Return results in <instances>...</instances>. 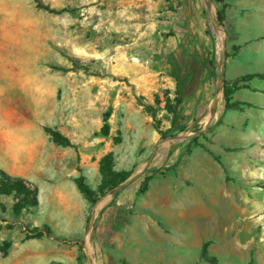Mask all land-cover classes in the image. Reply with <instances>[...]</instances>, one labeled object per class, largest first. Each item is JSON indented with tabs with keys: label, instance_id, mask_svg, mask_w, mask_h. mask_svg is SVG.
I'll return each instance as SVG.
<instances>
[{
	"label": "rangeland",
	"instance_id": "obj_1",
	"mask_svg": "<svg viewBox=\"0 0 264 264\" xmlns=\"http://www.w3.org/2000/svg\"><path fill=\"white\" fill-rule=\"evenodd\" d=\"M39 1L75 11L50 14L37 7ZM186 1L0 0V168L33 182L40 202L36 211L16 218L13 199L0 197V242L12 244L7 254L0 253V264H134L128 231L135 228L133 201L146 192L139 194L145 179L174 176L177 169L168 164L175 152L179 161L198 149L219 159L211 149L225 138L217 113L233 112L224 107V86L238 80L225 78L226 33L213 1L208 4L212 57L222 80L189 82L180 126L166 139L159 132L171 128L166 106L174 104L176 81L168 56L174 44L189 40ZM172 2L175 15L168 13ZM244 86L238 83L234 94ZM234 94L232 102L239 105L231 110L250 108ZM106 113L108 136L101 132ZM45 127L61 132L77 149L55 143ZM246 148L254 176L240 178L236 166L231 173L241 188L247 183V201L255 208L248 221L239 218L247 230L234 244L238 256L223 257L219 264H264V138ZM108 156L112 171L128 178L94 204L75 179L83 176L103 195L101 166ZM45 225L56 238L27 237V229ZM201 255L200 261L208 255L207 262L218 263L206 249Z\"/></svg>",
	"mask_w": 264,
	"mask_h": 264
},
{
	"label": "crops",
	"instance_id": "obj_2",
	"mask_svg": "<svg viewBox=\"0 0 264 264\" xmlns=\"http://www.w3.org/2000/svg\"><path fill=\"white\" fill-rule=\"evenodd\" d=\"M209 3L186 1L183 11L189 40L174 44L168 56L177 62L190 82L222 80V68L218 73L212 57ZM213 4L224 16L226 80L234 82L247 75L264 73V0H226L225 7ZM175 7L172 2L168 13L175 15ZM244 84L234 99L250 104V108L239 113L229 109L233 111L230 116L221 110L217 113V119L224 120L218 129L225 133V138L211 149L219 159L198 149L188 160L179 161L175 152L168 167L176 168V174L152 178L146 192L136 195L135 228L128 231L127 248L134 264H211L205 259L208 255L200 261L204 249L218 260L217 264L223 257L233 260L238 256L234 244L239 242L240 231L247 230L240 227L239 218L248 221L255 204L247 201L250 193L247 183L241 188L231 171L236 166L240 178L253 177L255 169L246 146L252 140L264 138V79L256 77ZM253 95H258L260 102ZM250 124L254 130L248 129L246 133ZM228 133L233 134L232 140L226 138ZM231 143L233 150H229ZM238 198L243 202L239 203ZM205 244H209L207 248ZM119 246H123L122 242Z\"/></svg>",
	"mask_w": 264,
	"mask_h": 264
},
{
	"label": "trees",
	"instance_id": "obj_3",
	"mask_svg": "<svg viewBox=\"0 0 264 264\" xmlns=\"http://www.w3.org/2000/svg\"><path fill=\"white\" fill-rule=\"evenodd\" d=\"M215 3L222 4L225 7L226 0H212ZM39 9H42L50 14L61 15L64 13L72 14L75 10L70 8L57 9L51 7L50 5L44 4L42 1H39L37 4ZM218 19L220 22H223V13L219 12ZM222 25V23H220ZM173 60V59H172ZM172 71L174 72V79L176 81V97L174 98L173 106L170 107L171 102L167 103V110L172 115L171 128L166 132H159L162 135L163 139H166L168 134L172 129L178 128L183 120L181 106L184 102L183 93L189 85V80L184 78L182 75L183 70L178 66L176 61L171 63ZM58 69V68H57ZM60 69V68H59ZM85 69V68H84ZM264 79V73L251 74L244 76L238 79L237 82L229 84L226 83L224 86V100L226 102L227 109L236 108L239 103L232 102L233 94L236 90L239 89L238 83L249 82L254 78ZM152 117H156V112L153 111ZM110 114L106 113L104 115V125L101 129V132L104 136H108L110 132L109 125ZM45 132L50 135L55 143L62 147H70L77 149V146L61 132L51 128L45 127ZM102 175L104 177L103 185L105 190L103 195L98 196L97 192L92 189L87 183L83 176L77 177L75 183L78 190L92 203L96 204L100 199L106 195L108 191H111L117 188L119 185L124 183L128 178L125 174H115L112 171V163L109 162V156L103 159L101 166ZM151 178H146L145 181L141 184L139 189V194H142L147 189V183ZM0 197H11L14 201L12 206L13 214L16 218H20L27 212H34L39 208V188L29 180L22 177H13L9 175L6 171L0 168ZM27 237L29 238H38V237H52L56 238L53 230L45 225L44 227H36L33 229H27ZM58 239V237H57ZM60 239V238H59ZM65 241V240H63ZM12 244L9 241L0 242V253L7 254L8 250L11 248Z\"/></svg>",
	"mask_w": 264,
	"mask_h": 264
},
{
	"label": "water",
	"instance_id": "obj_4",
	"mask_svg": "<svg viewBox=\"0 0 264 264\" xmlns=\"http://www.w3.org/2000/svg\"><path fill=\"white\" fill-rule=\"evenodd\" d=\"M210 3L212 2V0H208ZM218 24H216V26H217Z\"/></svg>",
	"mask_w": 264,
	"mask_h": 264
},
{
	"label": "bare ground",
	"instance_id": "obj_5",
	"mask_svg": "<svg viewBox=\"0 0 264 264\" xmlns=\"http://www.w3.org/2000/svg\"><path fill=\"white\" fill-rule=\"evenodd\" d=\"M102 207V206H101Z\"/></svg>",
	"mask_w": 264,
	"mask_h": 264
}]
</instances>
